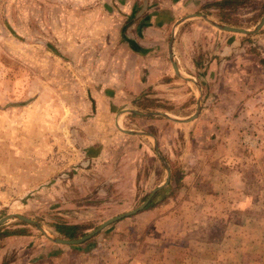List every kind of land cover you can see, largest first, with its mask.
<instances>
[{"label":"rangeland","instance_id":"obj_1","mask_svg":"<svg viewBox=\"0 0 264 264\" xmlns=\"http://www.w3.org/2000/svg\"><path fill=\"white\" fill-rule=\"evenodd\" d=\"M242 1L250 7V1ZM258 1V6L254 4L258 11H228L227 18L213 11L218 20L211 16L212 20L252 29L264 10V0ZM9 2L0 0V136L19 134L24 171L20 176L27 177L24 168L39 139L36 134L47 130L54 136L59 129L50 120L59 107L55 103L60 92L45 89L40 81L44 75L39 78L33 71L47 68L46 63L58 66L54 59H39L40 52L33 48L28 51L27 36L7 18ZM207 23H203L206 29ZM204 40L206 48H213L217 39ZM257 86L254 91L250 87L243 93H228L227 105L213 108L207 90L202 100L205 120L199 116L188 129L159 124L160 159L151 147L137 141L96 161L71 162L50 179L37 181L34 187L21 186L19 193L0 202V218L19 214L36 221L50 237L63 239L80 238L113 216L137 211L78 244L55 243L17 217L0 224V237L24 233L31 247L39 250L41 244H49L53 255L68 250L76 253L80 264H264V79ZM242 102L244 114L238 113ZM45 104H52L53 110L51 119L45 116L48 129L42 126ZM148 142L153 144L152 139ZM167 177V184L150 195ZM58 226H70L75 236H66ZM8 257L13 254L5 261Z\"/></svg>","mask_w":264,"mask_h":264},{"label":"crops","instance_id":"obj_2","mask_svg":"<svg viewBox=\"0 0 264 264\" xmlns=\"http://www.w3.org/2000/svg\"><path fill=\"white\" fill-rule=\"evenodd\" d=\"M9 1L7 18L27 36L28 51L33 48L40 52L39 59H54L58 66L46 63L40 72L28 69L44 75L39 78L45 89L60 92L54 118L52 104L43 106L42 126L50 123L48 115L61 134L59 129L54 136L47 130L36 134L39 139L23 167L27 177L20 176L24 171L19 134L0 136V202L19 193L21 186L34 187L37 181L50 179L71 162L96 161L137 141L160 159L164 123L171 129L173 125L188 129L205 113L202 100L207 90L212 96L208 100L214 102L209 107H219L227 105L228 93H243L250 87L254 91L264 79V24L255 33L241 34L202 17L212 20L213 11L225 18L228 11L253 13L259 10L258 0H248L250 7L242 0ZM206 37L208 42L217 39L213 48L205 47ZM171 62L187 79L175 72ZM31 65L38 67L36 62ZM199 101L198 116L177 121L194 114ZM244 103L238 113L244 114ZM26 242L24 233L0 237V264H80L76 253L65 250L53 255L49 244L38 245L43 247L38 250ZM9 253L13 257L5 261Z\"/></svg>","mask_w":264,"mask_h":264},{"label":"water","instance_id":"obj_3","mask_svg":"<svg viewBox=\"0 0 264 264\" xmlns=\"http://www.w3.org/2000/svg\"><path fill=\"white\" fill-rule=\"evenodd\" d=\"M204 17L207 21H209L212 25L222 29V30H227V31H232V32H239V33H243V34H250V33H255L257 30H259L263 24H264V10H263V14H262V17L260 18L259 22L252 28V29H245V28H239V27H233V26H228L226 24H221V23H218L216 21H213L211 20L210 18H207L206 16H202ZM173 64V67H174V70L175 72L181 76L182 78H186V77H183L181 75V73L179 72L177 66L175 63L171 62ZM187 79V78H186ZM201 109V106H200V101L198 103V108L196 110V112L194 114H192L191 116H189L188 118L186 119H182V120H177V121H189V120H192L194 119L197 114L199 113ZM166 166V169L169 170V168L167 167V165L165 164ZM168 181V177L166 178V180L163 182L162 185L160 186H157L156 188H154L151 192V194H153L156 190L160 189L162 186L166 185ZM150 194V195H151ZM149 197L145 200V202L139 207V209H142L145 204L147 203ZM137 211V209L133 210V211H129V212H125L123 214H119L117 216H113L109 219H107L106 221L102 222L99 226H97L96 228H94L92 230V232H89L88 234H86L85 236H82L80 238H77V239H63V238H58V237H50L46 232L45 230L34 220L32 219H29L25 216H22V215H19V214H13L11 216H6V217H3V218H0V224L7 218L9 217H17L19 219H22L26 222H29L31 224H34L36 227L39 228V230L47 237L49 238L51 241L55 242V243H61V244H78L80 242H83L84 240H86L87 238L91 237L92 235H94L95 233H97L99 230H101L104 226L110 224L111 222L121 218V217H124V216H127L133 212Z\"/></svg>","mask_w":264,"mask_h":264},{"label":"trees","instance_id":"obj_4","mask_svg":"<svg viewBox=\"0 0 264 264\" xmlns=\"http://www.w3.org/2000/svg\"><path fill=\"white\" fill-rule=\"evenodd\" d=\"M235 1H237V0H235ZM65 227V229L62 227V226H58L57 227V229L60 231V232H62V233H64L66 236H68V237H74L75 235V232L73 231V229L70 227V226H64ZM64 229V230H63Z\"/></svg>","mask_w":264,"mask_h":264}]
</instances>
